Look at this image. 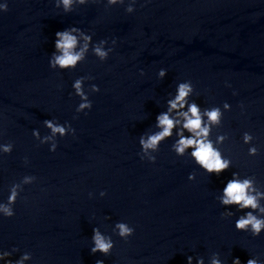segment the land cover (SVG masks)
Listing matches in <instances>:
<instances>
[{"label": "clouds", "instance_id": "obj_1", "mask_svg": "<svg viewBox=\"0 0 264 264\" xmlns=\"http://www.w3.org/2000/svg\"><path fill=\"white\" fill-rule=\"evenodd\" d=\"M90 2V0H55V6L62 8L65 13H70L74 10V6H83ZM93 3L99 0H91ZM125 0H107L108 6L117 4H124ZM135 0H130L126 11L132 13ZM0 10L7 11V4L0 5ZM83 38L84 44L77 50L78 35ZM55 40V51L51 54L49 65L52 69L72 70L78 64L86 59V54L89 52V46L92 43V35L86 34L78 27H69L63 31H58ZM107 40H100L98 44L92 46V53L101 61L108 59L112 48H104L101 45H106ZM115 40L112 41L114 45ZM166 70L161 69L158 73L159 78L163 79L166 76ZM143 75V72H141ZM93 79L90 76H82L77 78L72 87L74 94L80 97L81 103L76 108L77 113L91 110L92 101L84 90V83L86 80ZM90 91L95 93L100 89L97 85L90 86ZM194 93V87L191 81L180 82L176 88L174 98L167 101V111L161 112L156 117V127L160 131L153 134H142L139 137V145L141 147V159H147L151 163L156 162V156L148 154V150L158 152L160 145L166 139L173 135V130L178 129L176 135L178 139L172 144V150L177 156L183 157L186 150L191 159L197 166L203 169L209 175H221L223 172L232 167L230 158H226L218 145H222L228 139L227 135H218L213 141L211 137L212 129L219 127L222 123L224 111H230L231 106L228 103L223 104V111L220 107L205 108L203 112L201 107L195 102L189 103L188 98ZM242 107V106H241ZM186 109V110H185ZM173 113L175 115H173ZM44 126L50 130V134L41 137L39 130H33V137L40 141L41 144L50 143V151L55 152L58 144L57 137L63 138L69 134L75 135V129L70 123L65 122L60 124L55 119L43 121ZM185 132L188 135H185ZM244 144H251L254 136L245 132L242 136ZM14 144L8 142L7 144H0V153L11 154ZM259 149L252 146L248 149L249 156H257ZM189 180L195 179V173H190ZM35 176H25L18 183H13L9 189V196L7 202H0V214L4 218H11L15 215L14 205L23 191V185L35 182ZM106 192H101L103 197ZM91 197L92 194L89 193ZM222 207L235 206L239 211H244L235 221V229L238 232H250L253 237H259L264 232V191H261L257 186L256 178L254 176H246L241 178L238 172L232 173V178L228 180L223 188L221 195L217 197ZM222 218H228L234 215L232 211H224ZM113 231L123 240L127 241L129 237L134 235L135 229L126 222H117ZM92 244L90 251L92 254L100 253L104 256H109L115 247V242L109 235L103 234L99 228H93ZM12 251L0 250V261L4 264H25V261L32 259L31 253H24L19 259L13 261L10 259ZM193 256L187 257V264H193ZM196 264H205L203 257H195ZM96 264H104L103 260H97ZM209 264H223L218 252L213 253L210 257ZM232 264H241L238 257L232 260ZM246 264H262L256 258H250Z\"/></svg>", "mask_w": 264, "mask_h": 264}]
</instances>
